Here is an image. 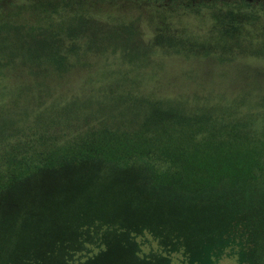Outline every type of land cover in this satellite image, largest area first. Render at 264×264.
Returning a JSON list of instances; mask_svg holds the SVG:
<instances>
[{
  "label": "trees",
  "instance_id": "16d2710c",
  "mask_svg": "<svg viewBox=\"0 0 264 264\" xmlns=\"http://www.w3.org/2000/svg\"><path fill=\"white\" fill-rule=\"evenodd\" d=\"M234 1L0 0V264L264 253V65L180 27Z\"/></svg>",
  "mask_w": 264,
  "mask_h": 264
},
{
  "label": "rangeland",
  "instance_id": "374dc122",
  "mask_svg": "<svg viewBox=\"0 0 264 264\" xmlns=\"http://www.w3.org/2000/svg\"><path fill=\"white\" fill-rule=\"evenodd\" d=\"M132 5L133 6L123 5V7H121L122 9L112 7L109 12L113 15L126 17L139 15L141 10L136 9L134 4ZM209 7H203V11L199 16H195V19L197 20L195 24L191 23V21L194 20L191 16L185 15V21L187 22L188 19L189 24L186 23L180 25V27L185 26L186 31H192V28H197L198 31H200L199 36L189 38L188 43H202L211 46L212 49H217L222 54H229V60L232 61H229L228 65H235L236 67H241L246 63H259L264 65V6L258 2H250L246 4L239 2L238 0L222 3L212 8ZM145 11L146 10L143 12ZM30 12L31 11L22 18L27 20L28 18L33 17ZM153 15L157 20L153 21V24L156 25L158 24V21H162L156 18L157 13H153ZM171 17L172 16H170V18ZM45 18V15L40 16L42 25L47 23ZM163 21L165 23L168 22L167 19ZM5 24L6 23L1 22V25ZM96 26L101 29L99 30V28L94 25L87 27V33L89 36H96V33L104 34L107 32L108 26H101V24H96ZM231 31H233L232 34H230ZM223 50H225L226 53H223ZM1 81L8 82V76L4 75L1 78ZM4 96L5 95H2L0 97L3 99V104H5L4 108H7V102L9 103V98L12 96ZM203 225L204 224H200V226ZM200 234H203V237L208 233L201 230ZM154 249H157V244L154 240H146L141 245L142 252L147 254L150 250ZM205 249L206 247L203 248V250ZM203 250L198 252V254L192 253L190 249H186L187 253L181 251L163 254L170 257L169 264H192L193 262L202 264L206 260V254ZM236 256L237 255L224 256L214 264H237L238 260ZM244 264H264V253H262L260 249H254V251L250 253V259Z\"/></svg>",
  "mask_w": 264,
  "mask_h": 264
}]
</instances>
